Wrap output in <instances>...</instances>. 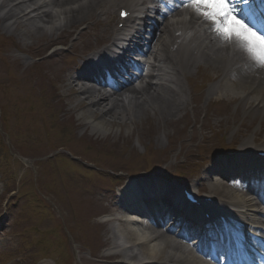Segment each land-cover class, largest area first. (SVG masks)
<instances>
[{
    "label": "bare ground",
    "instance_id": "6f19581e",
    "mask_svg": "<svg viewBox=\"0 0 264 264\" xmlns=\"http://www.w3.org/2000/svg\"><path fill=\"white\" fill-rule=\"evenodd\" d=\"M121 2L122 0H6L0 6L16 4L4 12L1 20L6 22L9 19H15V23L25 25V30L29 27L28 29L34 33L33 36L42 38L46 35L45 32H48L49 38L53 40V37L57 36L56 32L73 28L77 23L90 20L93 16H111V8ZM49 6L56 11L46 9ZM188 18L190 21L186 24ZM62 21L65 22L64 26L54 29L56 25H61ZM197 21L198 19L191 17V14H182L176 22L170 24V27L172 31L177 29L193 31ZM153 22L157 23V20ZM166 28L168 27H162L158 31L156 41L149 47L148 54L154 65L151 67L152 72L143 88L137 91L127 88L122 96L108 95L102 89H81L80 95L88 103H85L82 116L84 122H88L92 133L104 134L108 125L111 126L113 121L131 122L134 118H140L148 112L156 113L161 120L168 121L171 117L185 113L191 104H195L193 107L195 111L200 109V101L207 105L213 100L222 98L225 94L230 98L239 99L236 106L238 112L244 116L252 113L253 118L259 116L261 120H264V69L256 67L254 61L250 60L238 46L233 43L220 42L214 32L207 33L206 28L199 30V40H192L196 46L189 53L179 54L176 58H172L169 55L172 44L162 38ZM170 32H166L167 37L170 36ZM29 34L28 31L22 33L24 36ZM193 35H196V32ZM199 60H202L204 65H211L213 72L217 73L215 75L217 83H213L208 89L194 96L184 84L177 89H172L170 85L180 84L183 80L189 81L190 72H194L192 65ZM189 62L191 68L188 66ZM158 73L165 78L167 86L161 84V79L157 77ZM78 80L88 83L87 78L79 77ZM169 95H174L176 99L171 100ZM140 97H144L145 100L142 101ZM95 115L98 119L94 118ZM204 128H200L201 131ZM248 148L249 146L245 149ZM239 163L243 165V161ZM231 168L232 166L228 169ZM136 182H141V180ZM224 192L222 191L223 195ZM228 203L245 210V214L239 217L240 221L253 224L257 220L255 210L248 200L238 195H230ZM231 220L235 222L237 218L233 217ZM124 222L127 227H121V239H117L114 231L110 229L111 238L108 250H111L112 254L105 257L121 258L135 264L198 263L193 255L174 243L171 240L172 237L166 232H162L161 224L151 228L134 225L130 219ZM139 231L148 233V236L143 237V233ZM252 232L255 231L252 230ZM163 237H168L169 240L163 241Z\"/></svg>",
    "mask_w": 264,
    "mask_h": 264
},
{
    "label": "rangeland",
    "instance_id": "374dc122",
    "mask_svg": "<svg viewBox=\"0 0 264 264\" xmlns=\"http://www.w3.org/2000/svg\"><path fill=\"white\" fill-rule=\"evenodd\" d=\"M1 41V38H0ZM25 42V40L23 41ZM28 47H30L29 44H27ZM2 53L4 55V50H2ZM1 50H0V81L2 82H8L11 84V87L13 90H15L14 98L17 101H12L11 96L7 97L5 107L7 109V114L9 116V124H12L14 118L13 113L15 109H19L24 113H35L37 112L32 102L26 98L25 95L20 96L19 91L17 90L16 83H19L20 87H27V82H31V77L28 74V71H21L17 77H19L20 80H15V76L9 73L6 67L3 68L2 63H4ZM50 69V68H49ZM58 72L51 70L50 73V79H59ZM64 88H62L61 92L64 93ZM65 94V93H64ZM74 98L68 102L71 106L74 104ZM4 103V102H3ZM2 105V104H1ZM232 110L234 107L231 108ZM73 120H78L76 118V112L73 113ZM187 124L192 125L189 132L193 129L194 130V136L196 137L197 141L199 142L200 138L199 135H203L206 131L198 132L199 124L198 122L195 123V125L192 124L191 120L185 119ZM82 121H78V124L82 123ZM258 125V123L255 121L252 123L251 127L248 130V133H252V130ZM112 128H107L105 135H93L89 134V131L87 129H83L81 127V130L77 132V135L80 134V140L85 139L89 140V142H93L96 145V153H98L100 146L105 143L109 144V146H115L117 151H114L116 153V156L120 155L121 159L124 161L123 164H116V165H109L104 166L103 169H109L110 171H118L119 175L121 174L120 170L125 169L122 173V175H125V172L127 169L136 168L138 166L147 165L146 162H142L140 165H135L133 163L134 160L139 159L140 156H143V158H146L143 153V150L146 151H154L156 153H159L160 156H168L170 161L172 160L173 156L179 153V151H165L164 149H161L160 151H156L157 143L162 142V146L167 145V148H176L179 145V140L175 136L174 133L179 131L182 128V125H177L175 128L170 125H160L159 127H156L154 124V119L147 118V116L140 117L139 119H135L128 121V122H113L111 125ZM9 130V131H8ZM37 132L39 133L38 129ZM7 131L10 132V128H7ZM21 133L25 132V128L22 127ZM34 133L31 137H27V132L25 134H12L19 135L20 141L19 143H16V146L19 147L21 150L28 152L30 155V162L32 163L33 155L40 156L41 153H44L46 151H50L51 149H54L56 146L53 145L52 141H47L46 135ZM234 133L233 129H230L228 132V135H226V138L229 139L231 134ZM11 135V134H10ZM10 135L8 136V140H10ZM3 136V135H2ZM26 137L29 141H26ZM188 135L185 136V139H187ZM260 138L263 140L264 143V137L263 135L260 136ZM22 140V141H21ZM15 146V145H14ZM17 147L13 151L17 150ZM22 147V148H21ZM128 148H134L136 151H128ZM193 150L190 151L192 156V160L201 161V159L211 154L213 151H196L199 150L198 147L193 146ZM201 152V153H200ZM142 153V154H140ZM1 155L0 152V161H1ZM139 155V157H138ZM93 156V155H92ZM76 157L79 160H83L82 157L77 156ZM94 157V156H93ZM38 160V159H35ZM180 161H185V159L180 158ZM128 162H130L128 164ZM90 163V161H88ZM99 164V161H97ZM101 164H109L107 160L101 161ZM78 168L81 170H84L81 165H77ZM3 166L0 164V173L2 171ZM78 169V171L80 170ZM200 170H203V166L199 167ZM95 171L99 172V169H94ZM4 171V169H3ZM45 170H42L44 172ZM135 172V171H134ZM188 173H185L183 176V179L185 182H187L189 185H191V180H187L189 178ZM186 176V178H185ZM28 179V178H27ZM29 180V179H28ZM94 185H86L85 187L88 188L90 191L87 193L84 192L85 196L87 197L84 199V204L79 207L76 203H74L73 210L70 212L67 216L66 222L69 223L75 216H82L85 217L91 213V209H93V205H96L99 203V199H102L104 195H106L109 199L115 198V190L114 185L107 184L104 188L100 186V184H104V182L100 183V180L98 177H94L93 179ZM59 183L61 185H64L65 181L60 178ZM78 189L80 190L83 183L78 182ZM4 189L3 195L2 193V187ZM13 185H6L3 180L0 178V264H4L6 261H9L12 259L15 263L21 258V256H26V254L21 253V243L19 239V232H23L26 227L32 226L33 221H29L25 218V212L27 211L28 207L33 205L34 203H29L28 201H20L19 199H16L14 203L13 193L9 196L7 195V192H11ZM14 188V187H13ZM47 193L49 191V183L47 185V188L44 190ZM101 191V193L99 192ZM48 202L50 203L52 209H54L55 218H59L62 221V225L70 228L71 225H66L64 220L66 216L65 209L61 208L59 209V212L57 211L56 207L51 203L52 197L46 196ZM59 204H61L63 207H65L67 199L65 198L63 201L56 199ZM27 202L28 207L24 205V203ZM14 204V205H13ZM19 206V207H18ZM18 207V208H17ZM42 210V209H41ZM23 217V218H21ZM38 220V226L39 229H49L54 228L55 223L53 220H48L45 217H42L39 213L37 214V218H31ZM93 221V220H92ZM92 221L88 224L93 228ZM69 239L72 242H76L75 237L71 234L68 235ZM30 238V236L28 237ZM99 253V251L97 252ZM85 261L83 264H97L94 260H89L90 256L87 255L86 251H83L81 255ZM25 264V262L23 263ZM99 264V262H98Z\"/></svg>",
    "mask_w": 264,
    "mask_h": 264
},
{
    "label": "snow or ice",
    "instance_id": "6c2138e0",
    "mask_svg": "<svg viewBox=\"0 0 264 264\" xmlns=\"http://www.w3.org/2000/svg\"><path fill=\"white\" fill-rule=\"evenodd\" d=\"M188 5L197 16L210 22V28L220 42H235L256 67L264 69V31L260 30L264 29V0H188ZM132 194L140 193L134 190ZM220 229L217 243L227 244L228 230L224 225H220Z\"/></svg>",
    "mask_w": 264,
    "mask_h": 264
}]
</instances>
